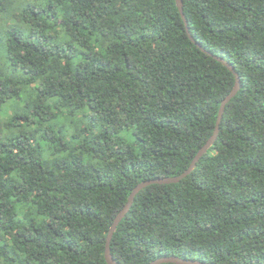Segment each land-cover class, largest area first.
<instances>
[{
	"label": "trees",
	"instance_id": "16d2710c",
	"mask_svg": "<svg viewBox=\"0 0 264 264\" xmlns=\"http://www.w3.org/2000/svg\"><path fill=\"white\" fill-rule=\"evenodd\" d=\"M0 0V264H264V0ZM173 264V263H169Z\"/></svg>",
	"mask_w": 264,
	"mask_h": 264
},
{
	"label": "water",
	"instance_id": "95a60500",
	"mask_svg": "<svg viewBox=\"0 0 264 264\" xmlns=\"http://www.w3.org/2000/svg\"><path fill=\"white\" fill-rule=\"evenodd\" d=\"M177 5L178 8L180 9V12L183 15V18L185 20L186 25H189L188 19L185 15V8H184V0H177ZM188 33H189V37L190 39L200 48H202V50L207 53L209 56L215 58L216 60H218L219 62L223 63L225 66H227L231 72L234 73V75L236 76V85L234 87V89L231 91V93L223 100L222 105H221V109L219 112V118H218V123H217V127L215 130L214 135L211 137V139L207 142V144L199 151V153L196 155L195 159L193 160L191 166L189 167V169L184 172L183 174H181L180 176L177 177H161L159 179H155V180H149L146 182H143L141 184H139L131 193L130 197H129V201L127 203V205L124 207V209L117 215V217L115 218V221L113 223V225L111 226L109 235H108V239H107V245H106V251H105V258L108 264H120L115 257L113 256L112 253V240L114 238V235L119 227V225L122 223V221L127 217V215L129 214V212L131 211L134 202L136 200V197L146 188H148L149 186L152 185H168V184H177L180 183L181 181H183L184 179H186L188 176H190L194 170L196 169V167L198 166L199 162L205 157V155H207V153L210 151V149L215 145L219 134H220V129H221V124L227 109V106L230 104V102L238 95L239 91L242 88V79L240 74L237 72V70L235 69V67L231 64V62H229L228 60L224 59L223 57L216 55L215 53L211 52V51H207L205 48H203V46L195 39V37L191 34L190 29L188 28ZM169 263H173V264H211V263H205V262H201L199 260L196 259H189V258H181V257H177V256H167V257H163V258H159L157 260H155L152 264H169Z\"/></svg>",
	"mask_w": 264,
	"mask_h": 264
}]
</instances>
